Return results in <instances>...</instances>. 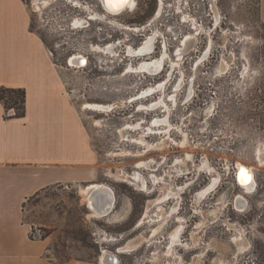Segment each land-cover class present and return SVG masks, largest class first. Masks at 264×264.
<instances>
[{
	"label": "rangeland",
	"instance_id": "1",
	"mask_svg": "<svg viewBox=\"0 0 264 264\" xmlns=\"http://www.w3.org/2000/svg\"><path fill=\"white\" fill-rule=\"evenodd\" d=\"M25 1L100 153L96 182L133 210L118 223L92 217L76 186L34 197L27 221L44 232L38 239L57 240L52 256L64 262L71 249L95 264L105 251L118 264H264L262 0H137L136 11L116 14L102 0ZM77 19L88 22L74 28ZM76 54L87 65H70ZM154 58L161 68L151 72L143 65ZM239 163L254 168L253 192L235 181ZM168 188L184 192L145 217ZM239 196L248 201L244 211L236 208ZM139 236L142 245L117 253Z\"/></svg>",
	"mask_w": 264,
	"mask_h": 264
},
{
	"label": "crops",
	"instance_id": "2",
	"mask_svg": "<svg viewBox=\"0 0 264 264\" xmlns=\"http://www.w3.org/2000/svg\"><path fill=\"white\" fill-rule=\"evenodd\" d=\"M0 87L27 94L23 118L8 115L0 102V264H95L78 260L71 249L60 262L52 256L57 240L32 238L38 225L27 221L34 197L55 187L99 184L103 165L60 66L32 28L25 0H0ZM111 200L110 218L118 223L131 217L129 200L117 194Z\"/></svg>",
	"mask_w": 264,
	"mask_h": 264
},
{
	"label": "bare ground",
	"instance_id": "3",
	"mask_svg": "<svg viewBox=\"0 0 264 264\" xmlns=\"http://www.w3.org/2000/svg\"><path fill=\"white\" fill-rule=\"evenodd\" d=\"M70 1V0H69ZM72 1V0H71ZM103 4H104V7L110 12V13H113V14H116V13H120L122 11H136V6H137V0H102ZM82 7V6H81ZM76 19V18H75ZM91 20V19H90ZM86 22L88 21H85V20H82V19H77L75 22H74V28H77L83 24H86ZM193 40L192 36L191 35H188L186 37V41L185 43L187 44V42ZM151 42V41H150ZM185 45V44H184ZM191 45V44H190ZM190 45L188 47H190ZM186 46V45H185ZM151 47V46H150ZM141 48V47H139ZM138 48V49H139ZM99 50H101V47L98 48ZM133 49V48H132ZM138 49H135L134 50V53H137ZM104 50L105 52V49H102ZM101 50V51H102ZM148 50V49H147ZM152 50V49H150ZM149 50V51H150ZM180 51V50H179ZM103 52V53H104ZM143 53V52H142ZM153 53V52H152ZM182 53V49L180 51V54ZM141 54V53H139ZM150 54V53H149ZM167 55V53L165 54V56ZM182 56V55H181ZM165 59V58H164ZM164 61V60H163ZM86 62H87V59L81 55V54H76L74 55L72 58H70V65L72 66H85L86 65ZM161 62H162V59L161 58H154V59H150L148 61H145L144 63V68L148 69L149 71L153 72V71H158L160 68H161ZM136 70V69H135ZM141 70V69H140ZM223 71V67L220 68V71ZM221 71V72H222ZM223 74V73H222ZM156 75V74H155ZM155 88H150L147 92H152V90H154ZM159 89V88H158ZM178 91V90H177ZM161 92V91H160ZM145 93V92H143ZM165 97V96H164ZM162 100V99H161ZM123 102V101H122ZM120 102V103H122ZM176 102V101H175ZM144 103V102H143ZM159 104V103H157ZM156 104V105H157ZM155 105V106H156ZM165 106V102H164V105ZM86 107H89L90 109L94 110V111H100L101 113H105L107 110H104L105 108L107 109L108 106H103V105H99V104H89L87 105ZM110 107V106H109ZM125 107V106H124ZM166 107V106H165ZM104 108V109H103ZM126 109V108H125ZM160 110V109H159ZM139 111V110H138ZM169 111V109H168ZM164 113V112H163ZM158 119V118H157ZM165 119V118H164ZM168 120V119H167ZM158 121H155L154 124L157 125ZM166 125V124H164ZM103 126V125H102ZM159 125H157L158 127ZM169 127V125H168ZM150 128V127H149ZM121 131V130H120ZM152 131V129H151ZM145 134V133H144ZM123 137V136H122ZM125 137V136H124ZM168 137V136H167ZM158 139V138H157ZM168 143V142H167ZM166 143V144H167ZM165 144V143H164ZM184 144V143H183ZM185 146V145H184ZM190 146V145H189ZM164 147V146H163ZM193 148V147H192ZM194 150V149H193ZM133 152V151H132ZM115 156H117L118 154H114ZM113 155V156H114ZM141 155V154H140ZM114 156V157H115ZM188 157V156H187ZM154 159V158H152ZM262 160V159H261ZM194 165V164H193ZM137 167H140L139 165ZM165 167V166H164ZM238 167V170H239V175H238V179H239V182L241 185H239L242 189H245V191H248V192H253V190H255V186H256V175H255V172H254V168L251 167V166H248V165H245L244 163H239V165H237ZM205 168V167H204ZM176 169V168H175ZM174 172V171H173ZM187 174V173H186ZM115 176V175H114ZM173 177V176H172ZM165 178V177H164ZM218 180V179H217ZM150 183V182H149ZM168 187V186H167ZM212 187L210 188H207L205 190H202L201 192H199L197 195H196V201H202V199L205 198V196L208 194V192L210 191ZM91 189H94L92 191L94 192H90L91 194H89L90 196L88 197V202H89V206L90 208L92 209V217H107L109 215H111V213L113 212L114 210V204H113V201L111 200L113 197H115V192L114 190L112 189V187L110 185H107V184H96V185H92L90 187H88L87 189H83V192L84 193H89V191ZM165 189V188H164ZM178 189V191H177ZM176 191L173 190V188H168V190L166 191L165 193V197L164 198H160L158 200H154V201H151L153 202V204L150 206L148 205L147 207V210L145 212V217H148L149 216V213H150V210L152 208V206H155L157 204H160L164 201V199L167 197V196H170V195H175V196H179L181 193H183L184 189L182 188H177ZM166 190V189H165ZM108 193V194H107ZM163 193V192H162ZM159 195V194H158ZM88 196V195H87ZM110 198H108V197ZM209 197V196H208ZM240 199L242 200L241 202L238 201V199H236V208L237 210L239 211H244V206L246 205V203H248V201L245 199V197H242V196H239ZM177 198V197H176ZM238 198V197H237ZM174 201V200H173ZM116 202V201H115ZM150 202V201H149ZM150 202V203H151ZM195 202V201H194ZM149 203V204H150ZM177 206V205H176ZM167 209V208H166ZM177 210V207H175L174 211ZM146 219V218H145ZM179 219V218H178ZM161 221V220H160ZM183 221V220H182ZM145 222V221H144ZM158 225V224H157ZM141 226V225H140ZM137 228H139V226H137ZM202 229V228H201ZM179 231H176L174 233V235H176ZM156 233V232H155ZM154 233V235H155ZM137 236V235H136ZM179 236V235H178ZM235 236V235H234ZM142 236H139L135 239H132L129 240L125 245L121 246L118 250L117 253H124L125 251L127 250H130V249H136L138 248L140 245H142V242L144 241H139L138 243L136 242L137 240H139ZM110 237H106L103 239L104 242H109ZM145 237L143 236V239ZM174 239V237H172ZM114 239V238H112ZM146 239V238H145ZM236 239L238 240L237 236H236ZM113 241V240H112ZM115 241V240H114ZM175 241V240H174ZM196 241V240H195ZM176 242V241H175ZM178 242V241H177ZM239 242V241H237ZM212 243V242H211ZM174 245V244H173ZM203 246V245H202ZM215 247V246H214ZM246 248V247H245ZM174 253V252H173ZM226 254V253H225ZM101 263L100 264H118V257L113 254V253H110L108 251H105L104 252V255L101 256Z\"/></svg>",
	"mask_w": 264,
	"mask_h": 264
},
{
	"label": "trees",
	"instance_id": "4",
	"mask_svg": "<svg viewBox=\"0 0 264 264\" xmlns=\"http://www.w3.org/2000/svg\"><path fill=\"white\" fill-rule=\"evenodd\" d=\"M44 40V39H43ZM45 41V40H44ZM26 91L24 89H10L0 87V102L4 104L6 113L14 110L11 117L23 118L26 115ZM136 224L123 231L134 229Z\"/></svg>",
	"mask_w": 264,
	"mask_h": 264
},
{
	"label": "built area",
	"instance_id": "5",
	"mask_svg": "<svg viewBox=\"0 0 264 264\" xmlns=\"http://www.w3.org/2000/svg\"><path fill=\"white\" fill-rule=\"evenodd\" d=\"M13 113H14V110L10 111V112L8 113V115L13 114ZM235 167H236V171H235V181H236V183H237L238 186H239V185H241L240 182H239V179H238L239 170H238L237 165H236ZM239 187H240V186H239ZM114 192H115V191H114ZM115 195H116V192H115ZM114 198H115V201H116V196H115ZM33 235H34L35 238H37V237L42 238L43 235H44V232H43L42 230H39V229H38L37 231H35V232L33 233Z\"/></svg>",
	"mask_w": 264,
	"mask_h": 264
},
{
	"label": "flooded vegetation",
	"instance_id": "6",
	"mask_svg": "<svg viewBox=\"0 0 264 264\" xmlns=\"http://www.w3.org/2000/svg\"><path fill=\"white\" fill-rule=\"evenodd\" d=\"M86 65H87V64H86ZM237 199H238V201H240V202L242 201V200L240 199V197H238ZM247 204H248V203H246V205L244 206V209L246 208ZM236 207H237V206H236ZM136 225H137V224H136ZM135 227H136V226H135Z\"/></svg>",
	"mask_w": 264,
	"mask_h": 264
}]
</instances>
